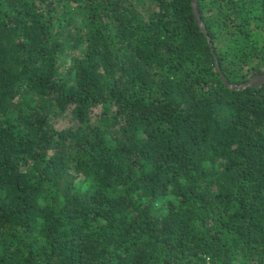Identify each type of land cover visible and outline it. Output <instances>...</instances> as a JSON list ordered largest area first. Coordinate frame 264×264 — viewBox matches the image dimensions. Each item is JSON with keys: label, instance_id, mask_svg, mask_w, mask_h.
Instances as JSON below:
<instances>
[{"label": "trees", "instance_id": "1", "mask_svg": "<svg viewBox=\"0 0 264 264\" xmlns=\"http://www.w3.org/2000/svg\"><path fill=\"white\" fill-rule=\"evenodd\" d=\"M196 3L0 0V264H264V0Z\"/></svg>", "mask_w": 264, "mask_h": 264}, {"label": "water", "instance_id": "2", "mask_svg": "<svg viewBox=\"0 0 264 264\" xmlns=\"http://www.w3.org/2000/svg\"><path fill=\"white\" fill-rule=\"evenodd\" d=\"M192 10H193V13H194V17H195V20L196 22L201 26V28L205 31L207 37H208V41H209V44L211 45V48L213 50V47H212V43H211V40H210V37L208 35V33L206 32V29H205V25L204 23L202 22L201 20V17H200V14H199V11L197 9V3H196V0H192ZM214 52V51H213ZM214 55H215V52H214ZM215 61H216V64L217 63V59H216V56H215ZM219 69V67H218ZM221 77H222V80L224 81V83L227 85V86H230L232 88H236V87H243L247 84H251V85H257V84H261L263 81H264V72H261V73H254L250 79H248L247 81H244V82H241L239 84H236V83H231L227 80V78L223 75V73L221 72Z\"/></svg>", "mask_w": 264, "mask_h": 264}]
</instances>
